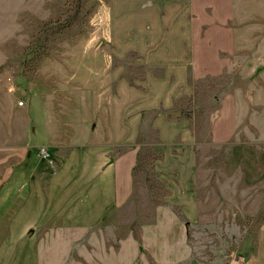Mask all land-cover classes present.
<instances>
[{
	"label": "crops",
	"instance_id": "1",
	"mask_svg": "<svg viewBox=\"0 0 264 264\" xmlns=\"http://www.w3.org/2000/svg\"><path fill=\"white\" fill-rule=\"evenodd\" d=\"M106 8L104 33L117 50L86 52L99 62L102 101L85 116L58 113L39 93L34 118L28 101L9 98V70L0 68V264H235L234 255L264 264V228L229 230V250L203 258L191 126L168 112L191 95V76L236 69L226 70L248 41L239 27L264 17V0H108ZM146 129L160 147L143 185ZM44 146L55 167L41 159Z\"/></svg>",
	"mask_w": 264,
	"mask_h": 264
},
{
	"label": "rangeland",
	"instance_id": "2",
	"mask_svg": "<svg viewBox=\"0 0 264 264\" xmlns=\"http://www.w3.org/2000/svg\"><path fill=\"white\" fill-rule=\"evenodd\" d=\"M107 3L0 0V68L9 70V98L28 101L34 118L42 115L39 93L66 115L76 109L85 116L92 103L102 101L96 90L99 64L86 52L105 46L117 50L104 33L103 25L112 18ZM253 24L239 27L248 41L239 43L238 57L228 60L226 70L236 69L191 76V95L168 111L191 126L202 210L199 246L207 261L215 249L229 250V230L239 234L264 228V17L255 16ZM133 60L130 53L126 65L132 67ZM157 139L149 130L143 137L138 166L143 185L158 157L153 153L154 146L160 147Z\"/></svg>",
	"mask_w": 264,
	"mask_h": 264
},
{
	"label": "built area",
	"instance_id": "3",
	"mask_svg": "<svg viewBox=\"0 0 264 264\" xmlns=\"http://www.w3.org/2000/svg\"><path fill=\"white\" fill-rule=\"evenodd\" d=\"M26 104L25 100H21L18 103L19 107H24V105ZM39 154L42 160H44L49 166L51 167H55L56 166V160L53 157L51 151L49 150L48 147H41L39 149ZM235 264H248L247 260L241 257H237Z\"/></svg>",
	"mask_w": 264,
	"mask_h": 264
}]
</instances>
